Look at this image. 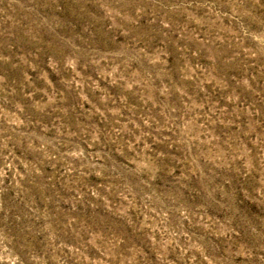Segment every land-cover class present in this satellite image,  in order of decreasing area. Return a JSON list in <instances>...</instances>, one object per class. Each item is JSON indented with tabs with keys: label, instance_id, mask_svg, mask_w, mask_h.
Segmentation results:
<instances>
[{
	"label": "rangeland",
	"instance_id": "374dc122",
	"mask_svg": "<svg viewBox=\"0 0 264 264\" xmlns=\"http://www.w3.org/2000/svg\"><path fill=\"white\" fill-rule=\"evenodd\" d=\"M0 264H264V0H0Z\"/></svg>",
	"mask_w": 264,
	"mask_h": 264
}]
</instances>
